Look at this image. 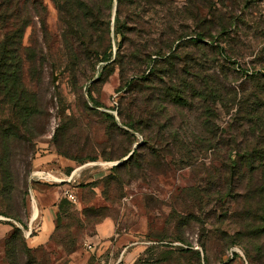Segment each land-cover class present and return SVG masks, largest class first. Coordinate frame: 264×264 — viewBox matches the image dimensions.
Listing matches in <instances>:
<instances>
[{
  "label": "rangeland",
  "instance_id": "rangeland-1",
  "mask_svg": "<svg viewBox=\"0 0 264 264\" xmlns=\"http://www.w3.org/2000/svg\"><path fill=\"white\" fill-rule=\"evenodd\" d=\"M178 1L188 11L186 24L192 25L190 14L194 10L202 19L213 22L214 34L226 24L230 38L223 45L239 48L242 63L250 64L261 57L264 0H212L215 9L210 16L201 3L194 7L192 0ZM42 2V18L31 11L32 24L24 36V46L36 58L35 66L28 65L26 82L36 91L41 113L32 121L38 136L30 142L22 134L7 136L0 131V154L6 153L15 187L13 213L7 211V202L0 197V264H113L120 254L118 245L120 250L127 247V257L137 244L143 251L137 257L129 256L125 264H197L196 257L182 249L201 253L203 264H264V258L253 259L258 243L248 235L239 239L242 245L231 244L242 222L235 215L221 216L224 209L219 210L215 200L222 186V159L210 151L187 161L160 129L155 144L142 147L145 135L122 125L119 109L128 78L123 79L113 63L121 41L115 33V10L111 34L105 41L111 61L88 62L82 56L68 69L66 42L74 48L79 42L64 33L67 29L60 23L54 0ZM234 17L242 19H236L232 26ZM3 50L0 38V55ZM182 114V110L170 111L175 126L182 123ZM136 148L140 149L139 163L134 178H127L125 171H116V164L122 160L110 158L129 155ZM66 160L73 165L69 175L77 170L69 189L79 203L64 200L53 236L40 248L30 250L27 231L34 236L39 224L37 220L31 226L34 198L43 189L53 196L59 192L62 184L58 171H65L61 161ZM37 171L59 179L30 183ZM27 181L30 193L25 198ZM250 186L246 180L237 192L244 194ZM237 199L238 204L234 201L225 209L241 213L255 203L239 196ZM105 225L110 228L107 237L101 239L100 229ZM260 244L264 247V239Z\"/></svg>",
  "mask_w": 264,
  "mask_h": 264
},
{
  "label": "trees",
  "instance_id": "trees-1",
  "mask_svg": "<svg viewBox=\"0 0 264 264\" xmlns=\"http://www.w3.org/2000/svg\"><path fill=\"white\" fill-rule=\"evenodd\" d=\"M54 2L60 23L67 29L64 33L79 42L76 48L66 42L68 69L82 56L88 62L111 61L105 41L111 34L115 10V33L121 41L113 63L120 68L122 78H128L119 109L122 125L145 135L142 147L155 144L154 137H159L160 129L187 161L210 151L222 159V186L215 200L219 210L224 209L221 216L235 215L242 222L231 244L242 245L239 239L248 235L258 243L253 259L264 258V247L259 245L264 239V48L260 50L261 57L250 64L242 63L239 48L223 45L230 38L226 24L214 34L213 22L202 19L195 10L190 14L192 25L186 24L188 11L178 0ZM192 3L194 7L201 3L209 16L214 12L212 0ZM43 9L42 0H0V38L4 42L0 55V131L7 136L22 134L30 142L38 136L32 121L41 113L36 91L26 82L28 65L35 66L36 58L24 46V36L32 24L31 11L42 18ZM236 19L240 22L242 18L234 17L232 26ZM171 110H182L181 124L174 125ZM124 135L131 136L128 132ZM133 151L127 161L116 167V171H125L127 178H134L139 163L140 149ZM129 155L110 159L124 161ZM4 156L6 153L0 154V197L7 202V211L13 213L15 187ZM246 180L251 189L239 194ZM28 181L25 198L30 193ZM238 196L255 203L241 213L225 209L234 201L238 204ZM64 200L69 201L64 198L60 206ZM182 252L192 254L197 264H203L201 253ZM187 261L190 263V258Z\"/></svg>",
  "mask_w": 264,
  "mask_h": 264
},
{
  "label": "crops",
  "instance_id": "crops-1",
  "mask_svg": "<svg viewBox=\"0 0 264 264\" xmlns=\"http://www.w3.org/2000/svg\"><path fill=\"white\" fill-rule=\"evenodd\" d=\"M45 159L50 160L51 158L47 157ZM67 161L69 160H66V162L61 161V163L65 165L66 167L65 171H62V170L58 171V175L61 177V179L56 177L57 179H59V182H61L62 184L61 186L58 187L59 192H57V194L53 196L54 194L53 192L43 189V190H39V193H37V197L34 198L35 199L34 201L35 212L31 218V226H33L34 222L37 220L39 221V224L36 228V234L34 236H31L30 230L27 231V235L30 236L28 237L27 241L31 249L40 248L43 244L47 243L50 240V238L53 236L56 230V219L59 214L60 203L62 199L65 198V193L67 191L73 192L69 188L71 187V185H73V181H75L77 170L74 171L71 175H69V172L73 168V165H71ZM39 163H41L40 160H39ZM36 182L43 183L41 181H36ZM108 228H110L108 225L101 227L100 229L101 239H105L107 237L106 231ZM137 246L138 247L135 250H133V252H131L130 254L128 253L126 257L125 254L127 253V247L120 250L119 245H118V248L116 251L117 252L120 251V254L116 258V260L112 261V263L115 264L118 261H123L124 263H126V260L129 258V256L130 257L139 256L140 253L143 251V248L139 246L138 244ZM98 255H100V253H98ZM99 259L100 258H98V260Z\"/></svg>",
  "mask_w": 264,
  "mask_h": 264
},
{
  "label": "built area",
  "instance_id": "built-area-1",
  "mask_svg": "<svg viewBox=\"0 0 264 264\" xmlns=\"http://www.w3.org/2000/svg\"><path fill=\"white\" fill-rule=\"evenodd\" d=\"M30 183H33L35 181H39V180H56V178L51 175L50 173H47V172H34L30 178ZM65 198L69 199V201L73 204H78L79 203V200H78V197L75 195V193L73 192H70V191H67L65 193ZM115 264H125L123 261H118L116 262Z\"/></svg>",
  "mask_w": 264,
  "mask_h": 264
},
{
  "label": "water",
  "instance_id": "water-1",
  "mask_svg": "<svg viewBox=\"0 0 264 264\" xmlns=\"http://www.w3.org/2000/svg\"><path fill=\"white\" fill-rule=\"evenodd\" d=\"M133 154H134V151L124 161L118 162L116 165L118 166V165L122 164L123 162L127 161Z\"/></svg>",
  "mask_w": 264,
  "mask_h": 264
}]
</instances>
